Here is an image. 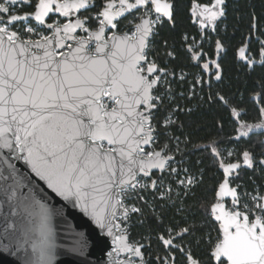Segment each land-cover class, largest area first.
<instances>
[{"label": "snow or ice", "instance_id": "snow-or-ice-1", "mask_svg": "<svg viewBox=\"0 0 264 264\" xmlns=\"http://www.w3.org/2000/svg\"><path fill=\"white\" fill-rule=\"evenodd\" d=\"M224 2H193L191 12L201 29L215 30L216 21L224 16ZM18 4L34 11L15 14ZM92 4L93 0H0V152L22 154L19 158L49 189L65 200L74 199L101 228H107L115 253L126 254L119 264H136V258L146 264L145 245L130 242L127 223L129 213H141V209L125 201L143 200L140 192L148 188L171 200L172 188L161 191L162 181L150 176L152 169L177 172L169 165L174 159L168 154L171 149L167 143L160 150L146 149L156 142L154 110L163 104L157 86L164 83L168 87L167 77L175 75L160 67L149 53L154 51L153 38L158 35L155 26L165 18L172 21L174 4L170 0H106L95 14L96 26L90 27L86 26L89 17L78 14ZM134 12L140 13L135 17L139 22L129 21V31H117L118 18ZM52 16L62 17L64 22L56 19L48 23ZM33 18L36 27L28 23ZM18 24L23 28L16 27ZM41 27L49 34L38 31ZM251 27L255 29V22ZM258 42L259 61L251 56L247 43L238 53L248 65L264 67V41ZM164 44L167 46L166 41ZM215 45L219 54L224 45L219 40ZM188 49L192 51L193 44ZM191 58L202 59V48L192 51ZM210 64L214 66L211 75L220 80V64L215 60L203 63L202 68L209 70ZM260 87L262 91L255 96L264 100V84ZM209 99H213L211 93ZM215 99L237 118L238 138L264 135V105L257 109L259 122L248 123L239 119L248 115L246 109L230 105L219 93ZM174 111L165 124L173 123ZM218 143L212 140L195 147L210 149L219 158ZM259 143L264 145V140ZM242 161L248 168L254 164L264 168V152L257 160L245 150ZM219 166L224 178L210 211L205 209L216 223L217 233L214 240H208L209 257L214 264H264V195L258 188L253 189L255 195L239 193L240 185L230 184V178H238L234 172L241 168L240 162L225 164L220 160ZM141 173L149 177L150 185L140 182ZM196 183L198 180L188 175L178 181L185 186L184 196ZM14 195L10 185L4 189L5 202L11 203ZM225 198H230L231 207L225 205ZM15 206L21 208L22 221L26 222H22L19 235L15 231L11 235L24 248L25 264H52L54 210L35 195L19 198ZM120 217L125 223L117 222ZM9 227L16 229L15 225ZM195 229L191 224L175 234L169 229L167 238L158 237L169 252V256L159 258L161 264H176L173 251L184 257L185 264H205L191 247L174 243L177 238L194 235Z\"/></svg>", "mask_w": 264, "mask_h": 264}, {"label": "trees", "instance_id": "trees-1", "mask_svg": "<svg viewBox=\"0 0 264 264\" xmlns=\"http://www.w3.org/2000/svg\"><path fill=\"white\" fill-rule=\"evenodd\" d=\"M96 2L95 8L82 14V17H89V26L95 27V14L102 9L106 0H93ZM35 2V0H33ZM174 4V16L172 21L166 18L162 24L157 25L158 35L153 38L154 51L149 53V57L155 59L160 67L176 72L180 68H196L191 64V55L187 46L182 40L185 33L197 32L195 18L191 12L193 2L197 4L211 5L213 0H170ZM227 11L224 17L218 22V36L224 45V52L220 58L222 69L221 79L212 82L211 87L203 86L200 93L190 96L191 83L188 80L178 81L176 75L168 76V83L171 84L173 102L165 101L154 110L153 125L156 129V142L153 149L157 150L164 144L169 145L171 154L175 157L170 163V168L176 166L181 173L184 169L189 174L195 176L198 183L191 186L189 195L184 196L185 186L177 195L171 193V200L161 198L159 192L149 189L145 198L150 201L140 199L128 200L141 207V215H132L131 225L128 229L130 242H139L145 245L147 256H152L147 264H161L159 258L169 256L162 242L158 239L160 235L168 236V230H173V234L179 232L183 227L191 224L196 225L194 235H185L183 239L177 238L174 243H179L185 247H191L193 254L197 255L205 264H214L209 257V239L216 237V223L213 218L205 212L211 203L215 202L216 192L219 183L224 178L223 170L219 166L220 160L225 164L242 161V153L247 150L252 152L256 159H260V153L264 152V145L259 141L264 140V135L250 134V138H238L236 117L230 115L228 108L215 99V94L219 93L228 99L229 104L248 111V115L239 119L248 123H257L260 120L258 106L264 105V100L256 99L255 94L262 91L264 84V67L255 66L250 70L247 66L238 61V49L246 43L245 38L253 35L254 30L264 34V0H225L224 5ZM34 9L24 6L23 11L31 12ZM140 13L135 12L128 15L119 22L120 32L129 31L131 25L129 21L139 22L135 17ZM255 22V29L251 25ZM164 41L167 42L165 46ZM256 45L252 42L249 46L251 52ZM252 46V47H251ZM214 44H210L212 52ZM259 48L257 47L255 51ZM172 50L174 57L168 56ZM160 90V86H158ZM213 99H209V94ZM176 106H179L176 110ZM176 120L172 124H165V120L170 112H173ZM178 138V139H177ZM218 141L221 150L219 158L211 154L210 149L204 150L202 147L210 141ZM187 141V142H186ZM178 145V150H177ZM235 146L236 155L229 160L223 159V149ZM241 168L234 172V177L229 181L233 185H240L237 189L239 193L248 192L252 195L256 193L254 188H258L260 194L264 195V168L259 164H254L253 168L241 164ZM169 169L162 176L155 173L158 181H167L177 185V181L169 174ZM181 177V174L179 175ZM162 191V190H161ZM145 193V191H144ZM245 200L242 196L241 203ZM124 222V221H123ZM176 257V264H185L184 257L173 251Z\"/></svg>", "mask_w": 264, "mask_h": 264}, {"label": "water", "instance_id": "water-1", "mask_svg": "<svg viewBox=\"0 0 264 264\" xmlns=\"http://www.w3.org/2000/svg\"><path fill=\"white\" fill-rule=\"evenodd\" d=\"M95 6L96 2L93 1L88 10H81L78 15L84 18L82 14L92 10ZM128 15L125 14L124 17L118 18L117 31H119V22ZM31 20L34 21V18ZM50 20L47 22L51 23ZM21 155L9 153L8 150L0 152V264H25L27 255L24 248L20 247L16 236L11 233L15 231L16 235H19L22 222H26L22 221L21 208L15 206L18 199L32 195L46 202L55 213L52 218L55 244L52 264H119L126 254L117 255L115 253L116 246L113 243V236L108 234L107 228H101L74 199L65 200L49 189L46 183L32 172L30 165L19 158ZM166 170L167 168L163 171L152 169L151 179L157 180L154 174L158 173L162 176ZM140 176L149 179L142 173L138 178ZM9 185L15 193L11 203L5 202L6 197L4 196V189ZM224 203L227 206V203ZM9 225H15L16 229L14 230ZM6 228H8L7 232H5ZM143 259L147 262L145 255ZM136 264H140L138 258H136Z\"/></svg>", "mask_w": 264, "mask_h": 264}, {"label": "built area", "instance_id": "built-area-1", "mask_svg": "<svg viewBox=\"0 0 264 264\" xmlns=\"http://www.w3.org/2000/svg\"><path fill=\"white\" fill-rule=\"evenodd\" d=\"M23 8H24V5H19L18 4L16 6L15 10H14L15 11V14H22V13H24L25 11H23ZM56 19H60L61 22H64V19L62 17H52L51 20H50V22H52L53 20H56ZM28 23L32 27H36L37 26L36 25V22H34L33 20L28 21ZM16 27L23 28V24H18V25H16ZM38 31L43 32L45 35H48L49 34V32L45 28H43V27L39 28ZM185 36L189 37V39L187 41L184 40V37ZM33 38L35 39V38H38V37L33 36ZM192 38H195V39L193 40ZM182 40L185 43V45L187 46V48H188V45L189 44H193L192 51H198V50H200L202 48L203 57L208 59L207 61H205V60H193L191 58V64L193 66L196 63H198L197 69L191 68L192 70H190V69L180 68V69H178L175 72L176 79L178 81L188 80L191 83V88H190V92L191 93H190V96H193L195 92H197V94L200 93L201 88L203 86H208L209 83H210L208 81V79H206V72L202 68V65H203V63H206V62L211 61L212 58H211L210 55L211 54H214V50H212V52L210 53V49H209V47H210L209 46V44H210V35L206 36L205 32L200 27L197 28V32H194V33H185L183 35V37H182ZM192 51H190L191 57H192ZM169 52H171L173 54L172 57H174L173 51L172 50H169L168 53ZM182 76H183V79H181ZM198 80L200 82H198ZM167 82H168V77H167ZM158 86L161 87L160 90H159V94L162 95L163 102L165 101V99H166V101L173 102V100H174L173 94L171 93V91H169V87H170V90H171V87H172L171 84L168 83V87H166L164 83H161ZM178 107L176 106V110L178 109ZM168 117H169V115L167 116V118ZM171 120L173 122L176 120L175 114H172L171 115ZM152 147H153V145L151 146V148H147L146 150H152ZM140 182H141V180H140ZM125 203H126V201H125ZM135 207H137V206H135ZM138 208H140V207H138ZM140 214L141 213H129V217L132 216V215H140ZM118 223H122L123 224V218L122 217H120L118 219Z\"/></svg>", "mask_w": 264, "mask_h": 264}, {"label": "flooded vegetation", "instance_id": "flooded-vegetation-1", "mask_svg": "<svg viewBox=\"0 0 264 264\" xmlns=\"http://www.w3.org/2000/svg\"><path fill=\"white\" fill-rule=\"evenodd\" d=\"M224 7V13L227 11V8H226V6H223ZM199 11V10H198ZM224 17V16H223ZM223 17H220L217 21H216V28H215V30L213 31L211 28H208V29H202L204 32H205V34H206V36H208V35H210V44H214V47H213V50H214V54H211L210 56H211V61L212 60H215L217 63H219L220 64V58H221V56H222V54H223V52H224V48H222L221 50H220V52H219V54H217V51H216V45H215V41L216 40H219V36H218V30H219V25H218V22H219V20L221 19V18H223ZM195 25H196V27L197 28H199L200 27V25H199V23H198V20H197V18H195ZM248 37H251V39H248ZM220 41V40H219ZM245 41H246V43L248 44V45H250L252 42H255L256 43V45H253V47H255L254 48V50L251 52V56H254L255 57V59L257 60V61H259L260 60V57L256 54L257 53V51H255V49L258 47H260V44H259V42L258 41H264V34H262V33H258V31H257V29H255L254 30V34L253 35H248V36H246V38H245ZM210 44H209V46H210ZM242 47V46H241ZM252 47V46H251ZM209 49H210V47H209ZM211 53V52H210ZM246 55H249V53L248 52H246ZM200 60H205V61H207L208 59L207 58H202V59H200ZM238 61L239 62H241L243 65H245V66H247L250 70H254V68L255 67H253V66H251V65H248L242 58H240L239 57V54H238ZM257 65H259V64H257ZM256 65V66H257ZM196 66V68L198 67V63H196L193 67H195ZM213 67L214 66H212L211 64L209 65V70H205V72H206V79H208V81L210 82V84L212 85V82H216V81H219V80H216L215 79V77H214V75H211V71L213 70ZM222 75V69H221V64H220V76ZM209 86V85H208ZM257 132H259V130H257ZM236 151H237V149L235 148V146H231V147H225L224 149H223V151H222V153H223V159L224 160H229V159H231V157L232 156H235L236 155ZM228 152H232V155L231 156H229L228 155ZM177 163H180V161H178ZM241 164H243V161H241ZM190 176H192V175H190ZM193 177H195V176H193ZM196 178V177H195ZM230 182V184L232 185V186H234L235 187V185H233L232 183H231V181H229ZM223 202H226L227 203V206L228 207H231V201H230V198H225L224 199V201ZM142 252H143V254L145 255V258H146V260H147V262L149 261V259L150 258H152V256H147V250L145 249V247L142 249ZM147 262H146V264H147Z\"/></svg>", "mask_w": 264, "mask_h": 264}, {"label": "rangeland", "instance_id": "rangeland-1", "mask_svg": "<svg viewBox=\"0 0 264 264\" xmlns=\"http://www.w3.org/2000/svg\"><path fill=\"white\" fill-rule=\"evenodd\" d=\"M155 27H157V25H156ZM153 126H154V125H153ZM152 149H153V147H152ZM172 162H175V161H171V162H169V164L172 163ZM176 165H177V162H176V164H174V167H173V168H175V169L177 170V172H175V173L169 172V174H170V175H171V176L177 181V185H174V184H172V183H170V182H167V181L162 180L161 190H164L165 188L171 187V188H172V192H175L176 194H177L178 192L181 191V189H179L178 187L180 186V188H181L182 186L178 184V181H179L180 179H184L186 175L190 176V174H189V171H188L187 173H185V171H184L185 169H184V170L182 171V173H181L180 169H179L178 166H176ZM167 169H168V168H167ZM166 171H167V170H166ZM180 174H181V177H179ZM192 177H193V176H192ZM139 179L141 180L142 184H149V185H150V183H151V180L148 179V178H146V177H142V176H140ZM157 181H158V180H157ZM158 182H161V181H158ZM149 189H150V188H148L147 190H144L145 193H144V191L140 192V195H142V196L145 198V194H146V192H147ZM154 190H155V189H154ZM131 195L135 196L136 193H131ZM130 200H132V199H130ZM145 200L150 201L147 197L145 198ZM150 202H151V201H150ZM126 204H127V205H130V206H137V207H139V206L136 205L135 203H129L128 200H126ZM140 209H141V207H140ZM141 214H142V210H141ZM141 214H140V215H141ZM123 223H125V222H123ZM127 223H128V225H129V227H130V225H131V219L128 220ZM129 227H128V229H129ZM122 258H123V257H122ZM120 259H121V258H120Z\"/></svg>", "mask_w": 264, "mask_h": 264}]
</instances>
